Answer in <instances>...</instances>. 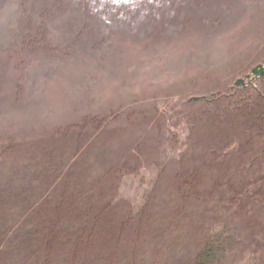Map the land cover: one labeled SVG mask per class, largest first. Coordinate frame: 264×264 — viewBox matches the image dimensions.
<instances>
[{"label": "rangeland", "instance_id": "1", "mask_svg": "<svg viewBox=\"0 0 264 264\" xmlns=\"http://www.w3.org/2000/svg\"><path fill=\"white\" fill-rule=\"evenodd\" d=\"M253 10L255 9L250 10L251 15H246L247 21L236 20L235 25L230 27V24L225 27L226 30L220 29L211 20L210 28L203 30L205 21L199 18L196 23L191 20L177 21L171 29L162 34L163 36L159 33L158 35L144 34V29L139 27V24L143 25L145 21L139 23L136 21L138 18H128L127 23L117 25L110 31V34L115 32L117 37L113 38L114 36L109 34L108 40L102 46H93L81 40L84 45H81L80 53L76 56L80 59L76 65L70 70L61 67L57 72L52 73L53 78L44 80V89L37 102L45 98V105L30 109V113L26 111L28 114L17 110L18 112L10 113L13 114L12 117L10 115L3 117L0 121V155L3 152L2 147L13 142L16 148L21 149L17 151L18 161L15 160L14 163L16 172L24 168L33 172L26 175L25 181L21 183L14 180V185L8 184L12 181L8 174L0 175V264H36L32 256H26L22 249L29 246L26 242L28 237L20 233L28 216H24L25 213L19 215L14 203L24 204L32 199L28 211L34 213L46 201L42 197L47 199L48 194L56 195L60 191L55 187L57 178L42 196V188L37 184L40 181V173L34 170L41 162L42 164L50 162V174L54 176L61 174L58 177L63 178L62 182H69L72 188L76 186L72 189L74 193L71 192L75 200L83 194L81 193L82 183L77 182H82L86 176L89 187L92 188L88 196L94 205L88 204V209L93 210L96 234L111 236L113 233L114 238L120 236L122 240L125 239L123 244L121 242L124 248L116 252L111 242L105 244L98 239L92 247L91 255H98L101 251L108 254L110 258L106 264H172L169 251L177 248L182 257L181 263L191 264L189 254L195 251L197 241H194L192 251H186L185 246L191 238L195 237L194 239L199 241L200 225L198 219L193 218L196 216L191 206L195 203L194 201H197L194 200V196H186L187 198L183 196L182 201L178 200L176 203L177 198L179 199L185 191L189 190V187L182 185L181 178L186 175V164L192 159L195 164L191 168L196 170L192 177L194 188L199 190L200 184L204 183L201 193L208 190L203 188L209 184L207 177L199 175V151L205 146H214L217 142L211 141L209 145L208 139L203 141V137L214 134L218 128H225L235 118L230 114L226 115L223 111H218L213 115L212 125L209 122L203 127L192 129L191 118L199 120L200 113H195V109L193 110V107L187 103L194 100L193 104L197 111L201 110L203 109L201 107L207 106L203 103L205 98L210 97V95L203 96L208 94L207 91L217 94L219 91H224L226 85H234L241 88L240 93H243L254 88L264 77V61H260L264 59V39L260 37L264 29L260 27L258 16L253 13ZM209 17L211 18L210 15ZM189 26L192 28L189 29ZM230 34L235 38H230ZM151 47L157 48H153L149 55ZM153 52H161L163 59L154 60L151 57ZM89 54H91L90 58L94 59H92L94 64L97 63L96 65L100 66L93 68L94 65L87 59ZM148 55V58L145 57ZM0 56L2 57L1 53ZM255 69L263 72L256 73ZM67 73L72 74L73 77H69ZM217 75L221 78L216 81ZM197 78L199 80L196 83L194 81ZM215 81L219 83L214 84ZM185 84L190 85L186 90H180L183 91L180 93L178 89ZM221 84L224 89L220 87V90L218 86ZM204 88H208L207 91ZM260 92L264 99V92ZM259 103L264 110V102ZM140 105L146 106L148 110L162 117V119L157 118L164 122L159 127L158 135L153 132L157 128L153 125L155 116L148 119L143 113L137 116V123L134 125L127 124L125 120L114 121L117 118L115 113H125V110L132 107L138 113ZM74 107L79 110L81 114L79 117H74L73 114L68 115ZM206 109H204V115L207 116L209 112ZM4 111H7L5 107ZM104 115L106 118L101 117ZM107 115H110V120L115 123L109 127L110 138L105 139L113 140L110 146H103L98 142V146L89 148L96 142L87 140V144L74 152H72V146L67 145L53 159H45L48 157L47 154L37 150L27 156L22 154L27 150L24 151V147L28 144L33 148L37 147V142L46 141L47 134L43 133L45 130L59 135L56 128L63 123L66 124L67 121L88 117V127H90V121L95 122L93 120L95 117L107 120ZM196 124V122L193 123V125ZM18 126L26 128L22 129L23 133L19 131ZM88 127L85 132H91ZM74 128L76 129V127L67 128V135L71 136ZM34 129L37 130L32 131ZM38 129L42 130L37 132ZM199 129L202 140L199 139ZM146 133L149 134V136L146 135L147 141L139 142ZM152 134L155 136L153 137ZM64 136L65 134L60 138L64 139ZM75 139L79 142L78 135ZM157 140H160L159 146L156 143ZM199 141H201L200 144ZM81 142L86 141L81 139ZM117 147L118 150L114 152ZM140 148L144 151H140ZM156 149L158 152L153 154L152 152ZM87 160L91 162L90 169L86 167ZM1 161L3 159H0V163ZM12 162H8L9 166L10 163L12 166ZM88 173L91 174L88 175ZM52 174L48 175L49 181L53 178ZM108 177L112 178V181H109ZM98 183H104L102 189L99 188ZM97 187L98 189L95 190ZM23 188L30 192L24 191ZM35 192L39 193V197H33ZM166 201L172 202V207L175 208L182 202L180 206L184 208V212L175 222L172 232L164 228L162 233L166 236L164 239V235L161 238V229L165 224L159 219L162 218L161 209ZM75 202V208H78L79 202ZM155 210L157 214L153 217ZM176 215V213L171 214L173 217ZM256 219H258L257 215L254 220ZM242 220L243 218H238L235 226L239 228L240 234L244 235L245 230H248L246 228L248 222L244 217L243 225H241L242 223L239 224V222ZM206 224L208 226L214 223L211 218H208ZM90 225L84 226L86 229H91ZM67 226L70 231L71 225ZM124 228H126L125 231ZM258 230L264 233V218L256 231L257 239H260ZM114 238L111 236L109 239L113 242ZM73 239L69 242L72 243ZM115 239L117 241V238ZM180 240L182 245H179ZM63 242L64 240L57 239V243L63 244ZM103 246L110 251H104ZM250 251L251 249H248L243 256L234 257L230 264H252L249 258ZM43 255L46 254L43 252ZM52 260L59 264L57 257H52Z\"/></svg>", "mask_w": 264, "mask_h": 264}, {"label": "trees", "instance_id": "2", "mask_svg": "<svg viewBox=\"0 0 264 264\" xmlns=\"http://www.w3.org/2000/svg\"><path fill=\"white\" fill-rule=\"evenodd\" d=\"M252 9H255L253 13L258 16L259 25L264 29V0H0V53L2 54V57L0 56V121L5 115L12 117L13 114L10 113H15L17 110L21 113L23 111L30 113V109L45 105V98L37 102L40 100L42 89H44V80L53 78L52 73L57 72L61 67L70 70L76 65L80 60L76 56L79 55L83 44L81 40L83 39L93 46H102L108 40L110 31L117 25L121 26L127 23L126 19L128 18H138L136 21L139 23L144 20L145 23L143 25L140 23L139 27H143V32L146 35L152 33L164 35L177 21L191 20L196 23L199 18L205 21L203 30L207 27L210 28V20L220 29H225L230 24L232 27L236 20L244 22L246 15H251L249 13ZM222 21L225 22L222 23ZM191 28L192 26H189V29ZM110 35H113V38L117 37L115 32ZM229 37L235 38L231 34ZM260 37L264 39V33ZM153 48L157 47H151L149 55ZM90 55L89 58L87 56V59L94 65L93 68L100 66L96 65L97 63L94 64ZM149 55L145 57L148 58ZM151 57L154 60L163 59L161 52H153ZM260 61L263 62L264 59ZM70 73L67 75L73 77ZM220 78L218 76L216 81ZM198 80L199 78L194 82L197 83ZM216 81L214 84L219 83ZM189 85H182L178 91L182 93L183 91L180 90H186ZM226 86L225 89L222 84L218 86L219 89L222 87L224 91H219L217 94H211L207 91L208 88H204L208 94L203 96L210 95V97L203 99V103L207 106L201 107L203 108L201 110L197 111L193 104L194 100L187 103L193 107V110L195 109V113H200L199 120H194L197 118H191L193 121L189 120L192 123V129L203 127L209 122L212 125L213 115L218 111H223L226 115L230 114L235 120H231L223 129L218 128L214 134L203 137V141L208 139L209 145L211 141L217 142L216 145L205 146L203 150L199 151V175L207 177L209 184L203 188L208 190L201 193L200 190L202 185H205L204 183L200 184L199 190L194 188L192 177L196 170L191 167L195 162L191 159L190 163L186 164V175L181 178V183L183 186L189 187V190L185 191L179 199L177 198L176 203L178 200L182 201L183 196H194V200L197 201H194L195 203L191 206L193 214L196 216L193 218L198 219L200 226L199 241L194 239L195 237L191 238L185 248L186 251H192V245H194V241H197L195 251L189 254L191 264H230L234 257L243 256L248 249H251L249 258L252 264H264V233L258 230V235L262 239H257L256 234L264 218V110L259 103L260 101L264 102L260 92H264V77L254 88L243 93H240L242 89L238 86ZM195 89L197 90V87ZM35 103H37L35 106H31ZM4 107L7 111H4ZM87 108L89 110L88 105ZM204 109L209 112V115H204ZM143 113L148 119L155 116L153 125L157 128L153 132L158 135L159 127L164 122L157 118L162 119V117L156 115V112L148 110L144 105H140L138 113L134 107L125 110V113H115L117 118L114 121L125 120L127 124L134 125L137 123V116ZM69 114H73L74 117L81 115L77 107L68 112ZM109 116L107 115V120L95 117L93 119L95 122L90 121V127H88V117L67 121L66 124L63 123L56 128L59 135L45 130L43 133L47 134L46 141L37 142V147L33 148L28 144L24 147V151L27 150L22 154L27 156L37 150L47 154L48 157L45 159H53L67 145L72 146V152H74L87 144L89 140L96 142L89 148L98 146V142L103 146H110L113 144V140L105 139L110 138L109 127L115 123L110 120ZM196 116L198 117L197 114ZM101 117L106 118V115ZM195 122L197 124L193 125ZM69 127H76L71 136L67 135ZM87 127L91 132H85ZM18 128L21 133H23L22 129H26L20 126ZM35 130L37 129L32 131ZM41 130L38 129L37 132ZM63 134H65L64 139H61ZM77 135L79 142L75 139ZM146 135L149 136L148 133L144 134V138L139 139V142L144 141L145 143ZM201 136L200 132L199 139L202 140ZM81 139L86 142H81ZM157 139H159L158 136ZM159 141L156 142L158 146ZM2 149L0 159L3 161L0 163V175L8 174L9 179L12 180L8 183L9 185H14V180L20 183L25 181L26 175L33 171H27L24 168L16 172L14 163L15 160L18 161L17 151H21L20 147L16 148L11 142V144L3 146ZM157 149L152 153L156 154ZM117 150L118 147L114 149V152ZM139 150L144 151L143 148ZM9 161H13L12 166L11 163L9 166ZM42 163L34 168L37 173H40V181L37 184L42 188V196L51 188V183L57 178L55 187L60 191L56 195L55 193L48 194L49 198L47 199L41 196L46 201L41 202L43 205L34 213L28 211L32 199L24 204L14 203L19 215L25 213L24 216H28L20 230L24 237H28L26 242L29 246L22 248L23 253L26 256H32V260L36 261V264H56L52 260L54 256L58 258L59 264H106L110 258L108 254L101 251L98 255H91L95 241L99 239L105 244L111 242L116 252V250L124 248L121 242L123 244L125 239L122 240L120 236H115L116 241L114 234L111 233L114 238L112 242V239H109L111 236L96 234L93 210L88 209V204L90 206L93 204L88 196L92 192L88 178L85 176L82 182H77L82 183L81 193L83 194L75 200L71 192L74 193L72 189H75L76 186L72 188L69 182H62L63 178L58 177L61 174L54 176L51 173L53 178L49 181L51 164L50 162ZM86 163L88 165L86 167L90 169L91 162L87 160ZM90 174L88 173V175ZM108 178L109 181H112V178ZM194 182L196 183L195 180ZM103 184H99V188L102 189ZM24 187L27 186L24 185ZM97 189L98 187L95 190ZM23 190L30 192L28 189L23 188ZM34 195L33 197H36L39 193L35 192ZM75 201L79 202L78 208H75ZM172 202L166 201L161 209L162 218L159 220L165 224L161 229V238L164 235V239L166 237L165 234H162L164 228L166 227L169 232H172L176 225L175 222L182 217L184 212V208L180 206L182 202L179 206L176 205V208L172 207ZM98 207L101 208V206ZM98 207L97 209H99ZM174 209H176L175 212ZM172 213L177 215L173 217ZM155 214H157L156 210L152 216L155 217ZM212 214L217 216H210ZM218 215H220L219 218ZM255 215L258 216L256 220H254ZM33 216L36 217L33 218ZM177 216L178 218H176ZM244 217L248 222L246 226L248 230H245L244 235H241L235 222L238 218H243L239 224L242 223ZM208 218H211L214 224L207 226ZM152 222H154L153 218ZM68 224L71 225L70 231H68ZM84 225H90L91 229H86ZM125 230L126 228H124ZM57 239L64 240L63 244L57 243ZM71 239H73L72 243L69 242ZM179 245H182L181 240ZM103 248L104 251H110L105 246ZM43 252L46 255H43ZM169 256L172 258V264H182V257L177 248L170 250Z\"/></svg>", "mask_w": 264, "mask_h": 264}, {"label": "water", "instance_id": "3", "mask_svg": "<svg viewBox=\"0 0 264 264\" xmlns=\"http://www.w3.org/2000/svg\"><path fill=\"white\" fill-rule=\"evenodd\" d=\"M255 72H256V73H259V72L261 73V72H263V71H259L258 69H255Z\"/></svg>", "mask_w": 264, "mask_h": 264}]
</instances>
